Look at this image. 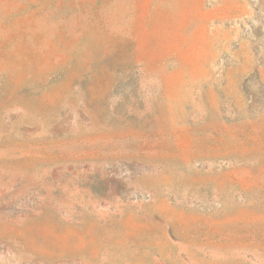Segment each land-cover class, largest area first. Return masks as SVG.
I'll return each instance as SVG.
<instances>
[{
	"label": "rangeland",
	"instance_id": "rangeland-1",
	"mask_svg": "<svg viewBox=\"0 0 264 264\" xmlns=\"http://www.w3.org/2000/svg\"><path fill=\"white\" fill-rule=\"evenodd\" d=\"M0 264H264V0H0Z\"/></svg>",
	"mask_w": 264,
	"mask_h": 264
}]
</instances>
